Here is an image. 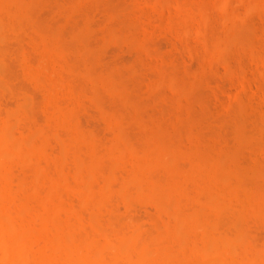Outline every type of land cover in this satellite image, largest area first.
<instances>
[{"label": "rangeland", "instance_id": "374dc122", "mask_svg": "<svg viewBox=\"0 0 264 264\" xmlns=\"http://www.w3.org/2000/svg\"><path fill=\"white\" fill-rule=\"evenodd\" d=\"M217 1L0 0V140L6 124L19 150L1 157L0 187L3 182L5 186L0 189V214L8 221L0 216L16 230L19 222L10 223L9 215H18L16 221L19 216L26 219L20 221L25 226L19 231L22 241L31 240L26 245L33 246L30 254L45 248L48 258L62 255L64 243L57 240L49 249L50 235L42 236L32 224L42 219L38 223L47 229L43 218L55 189L51 178L59 181L63 176L59 182L63 188L56 186L63 194L59 200L70 203L72 211L77 209L80 213L72 212L76 223L90 229L82 228L87 235L79 229L78 242L85 240L84 235L86 243L91 242L88 235L95 238L101 229L107 234H98L100 242L105 235L113 241L124 233L130 240L137 235L133 241L139 247L131 240L133 248L151 251L166 246L170 260L177 257L176 264H186L193 248H185L190 231L200 246L207 235L214 240L233 238L236 249L242 246L237 257L234 248L236 261L258 264L243 257L251 248H264V0H227L223 5L224 0L221 6L226 9L216 6ZM117 144H124L127 154ZM153 149L156 153L147 158ZM82 157L90 162L85 165L89 171ZM42 171L51 175L49 179L43 174L39 181ZM127 186L131 189L125 191ZM203 191L220 197V202L210 198L224 203L223 211L219 209L224 204L214 208ZM90 201L92 209L86 205ZM63 203L58 215L68 212ZM93 203L100 210H94ZM38 204L46 207L42 215V208H37L36 218ZM173 211L184 212L182 218L189 221L200 215V222L193 221L186 238L182 236L183 249L178 236L180 246L168 247L165 239L159 240L164 227V235L173 234L180 218ZM217 227L222 229L217 232ZM88 249L87 256L93 257V248ZM109 252L105 259L111 258Z\"/></svg>", "mask_w": 264, "mask_h": 264}, {"label": "bare ground", "instance_id": "6f19581e", "mask_svg": "<svg viewBox=\"0 0 264 264\" xmlns=\"http://www.w3.org/2000/svg\"><path fill=\"white\" fill-rule=\"evenodd\" d=\"M223 1L224 0H218L217 1V4H216V6H220V8H225L224 6L222 7L221 5H222V3H223ZM222 2V3H221ZM173 4L174 2L173 1H171L170 2V4ZM225 4H223V5H226V3L228 4V2H227V0L224 2ZM174 5L175 6H177V3L175 4L174 3ZM228 7V6H227ZM226 9V8H225ZM226 11V10H225ZM224 11V12H225ZM229 15V14H228ZM1 21V20H0ZM1 32V31H0ZM52 116V115H51ZM61 116H63V115H59L58 116V119L60 120V117ZM63 118H65V117H63ZM10 119V118H9ZM58 120V121H59ZM70 120V119H69ZM51 121V120H50ZM61 121V120H60ZM59 121V123H61ZM62 121H64L65 122V119H62ZM4 122V121H3ZM7 122V121H6ZM5 122V123H6ZM57 122V121H56ZM64 124H66V123H64ZM15 127V126H14ZM13 128V127H12ZM2 131H1V140H0V171H1V166H2V164H1V157L3 156V155H7V154H10V153H13V152H17V150H18V147H17V142L15 143L14 141H13V139H11L10 138V135H9V131H8V128H7V125L6 124H4V126H3V128L1 129ZM16 130V129H15ZM17 131V130H16ZM60 131V130H59ZM65 132V131H64ZM73 133V132H72ZM68 134V133H67ZM74 134V133H73ZM154 135V134H153ZM30 136V135H29ZM31 137V136H30ZM58 137H60V136H58ZM19 138V137H18ZM34 138V137H33ZM86 139V138H85ZM50 141V140H49ZM61 141H62V139H61ZM87 141V140H86ZM50 143H52V142H50ZM59 143V142H58ZM65 143V142H64ZM32 144V143H31ZM54 145V144H53ZM56 145V144H55ZM67 145V144H66ZM89 145V144H88ZM118 145V147H120L121 145H123L124 146V144H120V146H119V144H117ZM41 146V145H40ZM65 146V145H64ZM82 146V145H81ZM80 146V147H81ZM20 147V146H19ZM66 147V146H65ZM64 147V149H67V148H65ZM110 147V146H109ZM112 147V146H111ZM25 148H26V146H25ZM48 148V147H47ZM55 148V147H54ZM57 148V147H56ZM72 148V147H71ZM76 148V147H75ZM92 148V147H91ZM121 148H122V146H121ZM70 149V148H69ZM93 149V148H92ZM119 150H121L120 148H118ZM126 149V148H125ZM21 150H24V149H21ZM91 150V149H90ZM94 150V149H93ZM97 150V149H96ZM99 150V149H98ZM103 150V149H102ZM19 151V150H18ZM29 151V150H28ZM47 151V150H46ZM50 151H52V150H50ZM55 151V150H54ZM75 151V150H74ZM126 151V150H125ZM142 151V150H141ZM57 152V151H56ZM77 152V151H76ZM89 152H91V151H89ZM88 152V153H89ZM115 152V151H114ZM119 152V151H118ZM117 151H116V153H118ZM122 152H124V150H123V148H122ZM148 152H150V153H147L146 154V156L148 155V156H150L149 154H155L156 153V150L155 149H153L152 151L150 150H148ZM152 152V153H151ZM20 154H21V151L19 152ZM28 153H31V152H28ZM41 153H42V151H41ZM78 153V152H77ZM87 152H86V154H88ZM92 153L93 152H91L89 155H91L92 156ZM104 153V152H103ZM112 153L113 152H111V154H110V156H112ZM121 153V152H120ZM125 153V152H124ZM82 154V153H81ZM86 154H85V156H86ZM106 154V153H105ZM125 154H127V153H125ZM15 155H16V153H15ZM23 155H24V153H23ZM41 155V154H40ZM97 155V154H96ZM117 155H119V153L117 154ZM117 155L114 157V158H117ZM121 155H122V153L119 155L120 156V158H122L121 157ZM56 156V155H55ZM58 156V155H57ZM83 156V155H82ZM90 156V159H89V161L91 160V157ZM102 156H104V155H102ZM145 156V157H146ZM147 156V158H149ZM153 156H155V155H153ZM30 157H31V155H30ZM66 157H68V156H66ZM94 157H97L98 158V156H94ZM126 157V156H125ZM124 157V158H125ZM42 158V157H41ZM84 157H82V158H80L81 159V161L82 162H86L85 164L83 163V165H84V169H85V165H86V167H87V163L89 162H87L86 160H87V158L85 157V159L86 160H84L83 159ZM96 158V159H97ZM113 158V157H112ZM113 158V159H114ZM154 158V157H153ZM3 159V158H2ZM26 159H27V157H26ZM40 159V158H39ZM61 159H63V158H61ZM93 160H94V158H92ZM95 159V160H96ZM105 159V158H104ZM103 159V160H104ZM119 159V158H118ZM118 159H116V160H114V161H119ZM143 159V161H144V159L145 158H142ZM4 161H5V159H3ZM28 160V159H27ZM69 160V159H68ZM106 160V159H105ZM212 160V159H211ZM8 162H9V159L7 160ZM106 161H108V160H106ZM121 161V160H120ZM20 162V161H19ZM32 162V161H31ZM35 162H37V161H35ZM91 162V161H90ZM90 162H89V165H90ZM95 162V161H94ZM110 162H111V160H110ZM139 162V161H138ZM138 162H137V164L136 165H138ZM147 162V161H146ZM67 163H69V162H67ZM71 163V162H70ZM69 163V164H70ZM114 163V162H113ZM144 164H145V162H143ZM219 163V162H218ZM95 164V163H94ZM110 164V163H109ZM118 164H119V162H118ZM130 164V163H129ZM150 164V163H149ZM212 164V163H211ZM39 165V164H38ZM143 165V164H142ZM141 165V161L139 162V165L138 166H142ZM207 165H209V164H207ZM35 166V165H34ZM65 166V165H64ZM91 166H93V165H91ZM60 168V167H59ZM174 168V167H173ZM177 168V167H176ZM213 168V167H212ZM38 169H40V168H37V170ZM83 169V170H84ZM99 169V168H98ZM113 169H114V167H113ZM128 169V168H127ZM179 169V168H178ZM210 169H211V167H210ZM63 170H64V168H63ZM69 170V169H68ZM85 170H87V171H89L88 170V168L87 169H85ZM84 170V171H85ZM91 170V169H90ZM93 170V169H92ZM120 170V169H119ZM161 169H159V171H160ZM187 170V169H186ZM189 170V169H188ZM3 171V170H2ZM54 171H55V169H54ZM65 171V173H68L67 171H66V169L64 170ZM83 171V172H84ZM97 171V170H96ZM118 171V170H117ZM207 171V170H206ZM35 172V171H34ZM91 172V171H90ZM99 172V171H98ZM137 172V171H136ZM139 172V171H138ZM137 172V173H138ZM164 172V171H163ZM84 173H86V172H84ZM96 173V172H95ZM123 173H125V172H123ZM165 173V172H164ZM32 174V173H31ZM38 173L36 172V174L34 175V176H36ZM44 173H43V171L41 172V175L39 174V179H40V177L43 175ZM46 174V175H45ZM45 176L44 177H48V173H46L45 172ZM58 174H61V173H58ZM82 174V173H81ZM128 174V173H127ZM142 174V173H141ZM197 174H198V172H197ZM200 174V173H199ZM6 175V174H5ZM68 175V174H67ZM66 175V176H67ZM130 175H132V174H130ZM137 176H138V174H136ZM139 175H140V172H139ZM169 175H170V173H169ZM173 175V174H172ZM175 175V174H174ZM0 176H1V173H0ZM49 176H51V175H49ZM55 176V179H57V175H54ZM80 175H78V177H79ZM85 176V175H84ZM143 175H141V177H142ZM149 176V175H148ZM166 176V175H165ZM4 177V176H3ZM63 176H61V178H62ZM81 177H83V175H81L80 176V179H78V181H80L81 182ZM119 177V176H118ZM129 177V176H128ZM127 177V178H128ZM150 178H151V176H149ZM168 177V176H167ZM173 177V176H172ZM181 177V176H180ZM196 177V176H195ZM202 177V176H201ZM37 178V181H35V182H38V179ZM60 178V179H61ZM66 178H68V176L66 177ZM83 178H85V177H83ZM126 178V177H125ZM153 178V177H152ZM2 179V181H3V178H2V176H1V178H0V180ZM35 179V178H34ZM47 179H49V178H47ZM54 179V180H55ZM59 179V181H57V180H55V181H53V179L51 178V180H52V183H53V185H54V187H55V189H53V193L51 192V194L50 193H48V194H50L49 195V197L50 198H48L49 200V203H48V205H47V207H46V203L45 204H43L44 206H41V207H39L41 204H38V207H37V205H36V210H37V208H38V210L40 209V208H42V207H46V208H44V210L46 211V213H44V211H42L43 210V208L42 209H40L39 211L41 212V214H40V212L38 211H36L35 210V212H34V214L36 215V218L38 217V215L40 214V215H42L43 213H44V218H43V221L45 222V224H46V227H47V229H44L43 227H41V225L39 224V223H41V221H42V219H40L38 222H35L36 223V225L33 223H31L32 225H33V228H34V230L35 231H37L39 234L40 233H42V236H43V234L45 235V233L46 234H49L50 235V237H49V240H50V242L52 243H49V244H51L50 245V247H49V249H52V245L53 244H55V245H57V240H61L63 243H64V248L63 249H61V256H59V259H58V257H56L57 259H55V257H52V255L53 254H49L52 258H54V259H52V258H50V256H49V258L47 257V252H46V250H44L45 248H41L42 249V252H43V250H44V255H43V253L41 254L40 252H38V251H41V250H38V251H36V253L38 252V254H33V255H35V256H37L36 258H33V257H35V256H33L32 254H30L29 253V249H32L33 250V246L31 245V247L30 248H28L27 246H28V241H30V243H31V240H29V239H27L26 238V240H24V241H22L23 239H25V238H23V236H22V234H21V231H19V230H21V227L22 226H25V225H22L21 224V222L23 221V220H26L25 218L22 220V218H20V217H23V216H19V219L18 220H22L21 222L20 221H16L15 220V218H17L18 217V215H17V217L16 216H14V214L12 215V213H11V215H12V218H11V215H9V217H10V219H11V221H9L10 223L12 222V224L13 223H15V225H16V223L17 222H19L18 223V225H16L17 227L19 226V229L18 230H16V229H14V228H16L15 226H14V228L13 227H10V225L8 226L5 222H3V219H2V217H4V221H5V218H6V221H8V218L6 217V216H2V214H0L1 216H0V264H171L172 263V261H175L174 263L176 264V258L177 257H172L171 256V258H172V260H170V252L168 251V249H166V246L165 247H160L159 248V250H157L158 249V245H157V248H156V250L155 249H153V250H151L150 251V248L149 249H146V248H144V246H142V248L141 249H143V250H138V249H135V248H133V245H137V243L136 244H134V241H133V239H134V237H137V235L136 236H134V237H132V242H130L131 240H130V236H128V235H125V233L124 234H122L121 236H117L116 238H115V241H113L114 239H112V240H110V237L109 236H107V235H105V239H104V241L103 242H100L101 240L100 239H102L103 240V238H100V237H102V233L104 234V232L106 231H102V229L100 228V226H99V230H97V231H100V229H101V233H100V237L98 236V234L99 233H95V235L96 236H98V237H96L95 236V238H93V235L91 234V235H88V236H92L91 238L89 237V239L91 240V242H88V243H86V237H85V235H87V234H90V233H87V234H85L83 231L84 230H82V228L83 229H85L86 230V232H87V230H89L90 231V229H86V228H84V227H86V225H84L85 224V222L86 221H84L83 220V227H81V223L80 222H78V223H76V218L74 219V212L73 211H78L77 209H73V211L71 210L72 208H71V204L70 203H66V200L65 201H63V202H65V203H63V202H61L59 199V195H61V194H58V193H60L61 191V189L59 190V188L57 189V187H61V188H63L62 186H61V184L60 183H63V179H61L60 180ZM123 179V178H122ZM138 178H136V180H137ZM143 179H144V177H143ZM9 180H10V178H9ZM31 180V179H30ZM42 179H40L39 181H41ZM45 180V179H44ZM83 181H84V179H82ZM139 180V179H138ZM137 180V181H138ZM200 180V179H199ZM198 180V181H199ZM1 181V182H2ZM68 181V180H67ZM118 181V180H117ZM156 181V180H155ZM160 180H158V182H159ZM60 182V183H59ZM69 182V181H68ZM91 182V181H90ZM110 182V181H109ZM10 183V182H9ZM8 183V184H9ZM55 183V184H54ZM84 183H85V181H84ZM124 183H125V180H124ZM58 184H59V186H58ZM115 184V183H114ZM126 184V183H125ZM39 185H40V183H39ZM81 185V184H80ZM143 185V184H142ZM142 185H140L139 184V186H142ZM3 186H5V183L3 182V185H2V183H1V187H3ZM57 186V187H56ZM97 186V185H96ZM112 186V185H111ZM132 186H134V185H132ZM1 187H0V189H1ZM11 187V186H10ZM30 187V186H29ZM79 187V186H78ZM129 187H131V185L129 186ZM128 186H127V190L126 189H124L125 191H128V188H129ZM151 187V186H150ZM213 187V186H212ZM7 188V187H6ZM117 188V187H116ZM126 188V187H125ZM132 188V187H131ZM131 188H129V189H131ZM97 189V188H96ZM112 189V188H111ZM123 189V188H122ZM121 188L119 189V191L120 190H122ZM137 189V188H136ZM142 189V188H141ZM58 190V191H57ZM64 190L65 189H63V193H64ZM124 190H122V192H123V195H124ZM150 190V189H149ZM24 191V190H23ZM107 191L108 190H106V194H107ZM110 191V190H109ZM118 191V193H120ZM39 192V191H38ZM80 192V191H79ZM104 192H105V190H104ZM110 192H112V191H110ZM143 192V191H142ZM144 192H145V190H144ZM184 192V191H183ZM204 192V196H205V193H207L206 191H203ZM62 193V192H61ZM99 194H101L100 192H98ZM129 193H130V190H129ZM133 193V192H132ZM149 193H150V191H149ZM79 194V193H78ZM99 194H97L96 192H95V194L94 195H99ZM104 194V193H103ZM122 194V193H121ZM120 194V195H121ZM128 194V192L125 194V195H127ZM185 194V193H184ZM208 194V193H207ZM213 194V193H212ZM25 195V194H24ZM32 195V194H31ZM52 195V196H51ZM63 195V194H62ZM61 195V196H62ZM65 195V194H64ZM71 195V194H70ZM93 195V196H94ZM105 195V194H104ZM104 195H102L101 194V196L103 197ZM108 195V194H107ZM129 195V194H128ZM186 195V194H185ZM209 195V194H208ZM208 195H206V197L208 196ZM109 196V195H108ZM176 196V195H175ZM211 196H214V194L213 195H211ZM210 195L206 198V201L209 203V202H213V204L215 205H213L212 204V207L214 206V208L216 207V205H218V204H215L214 202H216V201H213V200H215V199H217L218 201H219V199H220V197L219 198H216L215 196L214 197H212L213 198V200L211 201V197ZM9 197V196H8ZM36 197V196H35ZM95 197V196H94ZM94 197H92V198H94ZM99 197V196H98ZM102 197H99V198H102ZM142 197V196H141ZM202 196H200V198H201ZM15 198H17V197H15ZM24 198H26V197H24ZM24 198L22 199V200H24ZM42 198V197H41ZM47 198V197H46ZM67 198V197H66ZM92 198H90V200H93ZM155 198H157V195H156V197ZM198 198H199V196H198ZM29 199V198H28ZM28 199L26 198L24 201H28ZM95 199H96V197H95ZM208 199V200H207ZM209 199H210V201H209ZM43 200H45V199H43L42 198V201ZM72 200V199H71ZM82 200V199H81ZM89 200V199H88ZM106 200V199H105ZM153 200V199H152ZM183 200V199H182ZM186 200V199H185ZM16 201V200H15ZM29 201H30V199H29ZM41 201V202H42ZM86 201V200H85ZM179 201H181V198H180V200ZM220 201H222L221 199H220ZM219 201V202H220ZM225 201V200H224ZM13 202V201H12ZM76 202V201H75ZM102 202V201H101ZM103 202H104V199H103ZM103 202H102V204H103ZM171 202H173L172 200H171ZM206 202V203H207ZM62 203L63 204H66V205H68L69 207H67L66 205H63L64 206V208H68V212H67V208L66 209H64V208H62V209H64V211L65 212H67V213H65L64 211H63V213H65L66 215H64L63 213V215H58L60 212H62V211H59V213H58V209L61 207V205H62ZM80 203H82V202H80ZM87 203V202H86ZM91 201L89 202V204H86V205H88L90 208L89 209H92V207H91ZM95 204H97L96 203V201L94 202ZM93 203V204H94ZM105 203V202H104ZM187 204H188V202H186ZM192 203V202H191ZM205 202H204V204H206ZM207 203V204H208ZM70 204V205H69ZM95 204L93 205V206H95ZM101 204V205H102ZM108 203H106L105 205H107ZM172 204V203H171ZM197 204V203H196ZM201 204V203H200ZM202 204H203V202H202ZM222 204H224V203H222L221 202V205ZM190 205V204H189ZM210 205H211V203H210ZM209 205V207H211ZM220 204H219V206H221ZM82 206V205H81ZM108 206V205H107ZM219 206H217L216 208H220ZM225 206V204L224 205H222L221 206V209H219V210H222L223 211V208L222 207H224ZM79 207V206H78ZM83 207V206H82ZM85 207V206H84ZM99 207V206H98ZM98 207H97V209H98ZM101 207V206H100ZM184 207V206H183ZM188 207V206H187ZM196 207H198V206H195L194 208L196 209ZM208 207V206H207ZM256 207V206H255ZM102 208V207H101ZM176 208V207H175ZM179 207L177 206V208H176V210L178 209ZM181 208V207H180ZM191 208V207H190ZM2 209V208H1ZM61 209V210H62ZM96 209V206H95V208H94V210H97ZM109 208H107V210H108ZM187 209V208H186ZM213 209V208H212ZM70 210V211H69ZM98 210H100V209H98ZM181 211H182V209H180ZM215 212L216 211H218V209L217 210H215V209H213ZM237 210V209H236ZM18 211V210H17ZM23 211V210H22ZM80 211H83V209L82 210H80ZM101 211H104V209L102 210L101 209ZM109 211V210H108ZM181 211H179V212H176L177 214H178V216L180 217H178L177 216V225H176V227H175V229L174 230H171V228L168 230V231H172L173 232V234L171 235V236H175V237H171L170 235H168V236H166V235H164V233L166 234V231L167 230H165L167 227H164L163 228V232H159V235H160V238H159V235H158V238H159V240L160 241H162V238L163 239H165L164 241H165V243H170V246H168V247H171V245L172 246H174L172 243H177L178 244V246H180V244L177 242V241H179V238L181 239V241H182V243H181V245L182 244H184L183 242H184V240H182V236H183V238H186V237H184V235H185V231H187V227H188V225H189V227H193L194 226V224H195V222H193V221H199V217H200V215L198 216V218H195L196 216H197V214L195 215V217L194 218H192L190 221L189 220H187V219H184V218H182L183 217V214L182 213H186V211L184 210V212H182L181 213ZM214 211H212V212H214ZM221 211V212H222ZM229 211V210H228ZM228 211L227 212H225V213H228ZM248 211H251L250 209L248 210ZM10 212H12V211H10ZM37 212V213H36ZM43 212V213H42ZM73 212V213H72ZM79 212V211H78ZM78 212H76V213H78ZM85 212V211H84ZM84 212H82V213H84ZM93 212V214H91L92 215V217H91V221L92 222H95V220H96V215H95V213L94 212H96V211H92ZM91 212V213H92ZM99 211H97V213H98ZM107 212V211H106ZM174 211H173V213H175ZM206 212V211H205ZM80 213V212H79ZM96 213V214H97ZM99 213H101V212H99ZM98 213V214H99ZM193 213V212H192ZM191 213V214H192ZM223 213V212H222ZM221 213V214H222ZM230 213H231V211H230ZM10 214V213H9ZM61 214V213H60ZM73 214V215H72ZM86 214V213H85ZM182 216H181V215ZM194 214V213H193ZM217 214V213H216ZM215 214V215H216ZM232 214V213H231ZM238 214V213H237ZM243 214V213H242ZM72 215V216H71ZM99 215H103V213H101V214H99ZM176 215V214H175ZM212 215H213V213H212ZM229 215V214H228ZM76 216V215H75ZM100 216V217H101ZM155 216V215H154ZM162 216H163V214H162ZM164 216H165V214H164ZM218 216V215H217ZM221 216H223V215H221ZM231 216V215H230ZM234 216V215H233ZM247 216H248V214H247ZM63 217H65V218H63ZM72 217V218H71ZM98 217V216H97ZM100 217H98V218H100ZM166 217V216H165ZM207 217V216H206ZM212 217V216H211ZM224 217V216H223ZM228 218H229V216H227ZM14 218V219H13ZM27 218V217H26ZM29 218V217H28ZM34 218V217H33ZM232 218V217H231ZM250 218V217H249ZM78 219V218H77ZM83 218L81 217V220H82ZM87 219V218H86ZM114 219H116V218H114ZM170 219V218H169ZM195 219V220H194ZM198 219V220H197ZM208 219H209V217H208ZM215 219V218H214ZM217 219V218H216ZM257 219V218H256ZM264 219V218H263ZM13 220H15V222H13ZM38 220V219H37ZM74 220H75V222H74ZM105 220V219H104ZM104 220H102V221H104ZM204 220V219H203ZM229 220V219H228ZM230 220H232V219H230ZM102 221H100L101 222V224H102ZM125 221V220H124ZM166 221V220H165ZM167 221H169V220H167ZM175 221V220H174ZM217 221V220H216ZM258 221V220H257ZM47 222H50L51 224H52V226L50 225V224H47ZM119 222V221H118ZM200 222V221H199ZM231 222V221H230ZM264 222V221H263ZM156 223H157V221H156ZM194 223V224H193ZM197 223V222H196ZM29 224H30V222H29ZM28 224V225H29ZM31 224H30V226H31ZM38 224V225H37ZM97 224V223H96ZM95 223H93V228H94V226L95 227H97L98 228V226L96 225ZM109 224V223H108ZM160 224V223H159ZM169 224V223H168ZM191 224L193 225V226H191ZM198 224V223H197ZM196 224V225H197ZM207 224H209V221H208V223ZM214 224H215V220H214ZM229 224V226H231L230 225V223H228ZM260 224H262V223H260ZM264 224V223H263ZM22 225V226H21ZM27 225V224H26ZM27 225V228L29 227ZM40 225V226H39ZM48 225L50 226V229L48 230ZM99 225V224H98ZM105 225V224H104ZM233 226V225H232ZM231 226V227H232ZM36 227H38L39 229H41L40 231H42V232H40L39 231V229L38 228H36ZM91 227V226H90ZM119 227V226H118ZM130 227V226H129ZM173 227H174V225H173ZM201 227V226H200ZM211 227V226H210ZM228 227V226H227ZM36 228V229H35ZM76 228H78V229H76ZM97 228H95V229H97ZM102 228H104L105 229V227H102ZM140 228H141V226H140ZM218 228V227H217ZM29 229V228H28ZM79 229H81L80 231L81 232H83L85 235H84V238H85V240H84V238H81V239H83L84 241V243L81 241V242H78V241H80V239L78 240V238L75 240V238H76V235H78V234H80L81 232L79 231ZM161 229H162V227H161ZM160 229V230H161ZM173 229V228H172ZM189 229L190 228H188V231H189ZM207 229V228H206ZM222 228H218L217 230V232H219L220 230H221ZM131 230V229H130ZM192 230V229H191ZM225 229H223V231H224ZM227 230H229V228L227 229ZM226 230V231H227ZM236 230V229H235ZM19 231V232H18ZM30 231H33V229L32 230H30ZM77 231H79V232H77ZM96 231V230H95ZM95 231H93V232H95ZM127 231V230H126ZM138 231V230H137ZM192 231H194V229L192 230ZM197 231V230H196ZM195 231V232H196ZM202 231V230H201ZM223 231L222 232H220V233H222L223 234ZM231 232H233L232 230H230ZM248 231V230H247ZM252 231V230H251ZM77 232V233H76ZM107 232H108V230H107ZM158 232V231H157ZM171 232V233H172ZM133 233V232H132ZM139 234H140V231L138 232ZM163 233V234H162ZM169 233V232H168ZM189 235H191V236H188V237H190L189 239L192 241V239H194L195 237H192L193 236V233H191L190 231H189ZM105 234H107L106 232H105ZM109 234V233H108ZM111 234H113V233H111ZM127 234V233H126ZM130 234V233H129ZM147 234V233H146ZM177 234V235H176ZM204 234V233H203ZM206 234V233H205ZM216 234V233H215ZM232 234V233H231ZM34 235V234H33ZM48 235V236H49ZM81 235V234H80ZM83 235V234H82ZM120 235V234H119ZM166 236V238L165 237H163V236ZM194 235H195V233H194ZM29 236V235H28ZM31 236V235H30ZM109 237V239H106L107 237ZM138 236H140V235H138ZM150 236V235H149ZM179 238H178V237ZM197 236V235H196ZM208 236V235H207ZM207 236H203V237H205L204 238V245L203 246H200V245H198L199 243H200V241L199 242H197L198 240H200V239H197V238H195V239H197L196 240V242L194 241V245H191L192 244V242H190V240H189V242H188V247L186 246V245H184V247L185 248H189L190 246H193V248L191 249V248H189L190 249V254H189V256H187L186 258H185V260L184 261H186V259L188 260V261H186V264H227L226 263V260H227V258H229V259H231V257H232V259L236 256H238V254L240 255V253L242 252L241 251V247L240 246H238V249H240V253L238 252V249H236L237 247H235V246H237L238 244V242L236 241L235 242V240L233 241L232 239L233 238H229V239H226V238H222V239H219V240H214L212 237H207ZM232 236V235H231ZM192 237V238H191ZM201 237V236H200ZM30 238V237H29ZM98 240H100V241H98ZM142 238V237H141ZM144 238V237H143ZM176 238V239H175ZM32 239V238H31ZM136 239V238H135ZM148 239V238H147ZM169 239H173L172 240V242H170V240ZM46 240V239H45ZM48 240V239H47ZM78 240V241H77ZM174 240H175V242H174ZM245 240H247V238L245 239ZM33 241V240H32ZM136 241H138V240H136ZM135 241V242H136ZM145 241V240H144ZM143 241V242H144ZM164 241H162L161 243H163ZM242 241H244V240H242ZM241 241V242H242ZM25 242V243H24ZM26 242H27V244H26ZM47 242V241H46ZM234 242H235V244H234ZM133 245H132V244ZM140 243V242H139ZM148 243V242H147ZM151 243V242H150ZM156 243H158L159 244V242H157L156 241ZM198 243V244H197ZM240 243V242H239ZM43 244V243H42ZM153 244H154V242H153ZM190 244V245H189ZM201 244V243H200ZM242 244V243H241ZM240 244V245H241ZM259 244V243H258ZM262 245H263V243H261ZM27 245V246H26ZM39 245V244H38ZM195 245H197V247L195 246ZM250 245H252V244H250V242L248 243V248H250ZM257 245V244H256ZM92 247L93 248V252H94V255H93V257H91V256H87V253L89 252L88 250H90V249H88L89 247ZM43 247V246H42ZM54 247V246H53ZM56 247V246H55ZM135 247H139L138 245L137 246H135ZM240 247V248H239ZM246 247V248H247ZM261 247V246H260ZM263 247V246H262ZM234 248L236 249L235 251H237L236 252V254L237 255H235V252H234ZM248 248H247V250H248ZM88 249V250H87ZM171 249V248H170ZM172 249H173V247H172ZM171 249V250H172ZM182 249H183V245H182ZM188 249V250H189ZM263 249L264 248H262V249H258V248H251L250 249V251H248V252H244V250H243V252L245 253V255H244V253H242L241 255H244V260L246 259V261L248 262V263H252V262H257L258 264H264V251H263ZM53 250V249H52ZM103 250H109L110 252V256L109 257H111V258H108V257H106V258H108V259H105V257H104V255H107L108 256V254L106 253V254H104L105 253V251H104V253H103ZM135 250H138V251H135ZM176 250V249H175ZM185 250H187V249H185ZM188 250L187 251H185L186 253L188 252ZM90 251H92V250H90ZM153 251H155V252H153ZM173 251V250H172ZM30 252H33V251H31L30 250ZM86 252V253H85ZM108 252V251H107ZM154 254H153V253ZM232 252H234L233 253V256L231 255L232 254ZM92 253V252H91ZM172 253V252H171ZM40 254V255H39ZM178 254V253H177ZM31 255V256H30ZM172 255H173V253H172ZM229 255H231V257L229 256ZM33 256V257H32ZM47 258H46V257ZM227 256H229V257H227ZM236 257L234 258V262L232 261V260H230V262H228L229 261V259H228V264H236L237 262V264H241L239 261H236ZM61 258V259H60ZM135 258V259H134ZM240 258V257H239ZM174 259V260H173ZM238 259V258H237ZM55 260V261H54ZM169 261L171 262V263H169ZM236 262V263H235ZM173 263V264H174ZM244 263H246L245 261H244ZM244 263H242V264H244ZM181 264V263H180Z\"/></svg>", "mask_w": 264, "mask_h": 264}]
</instances>
